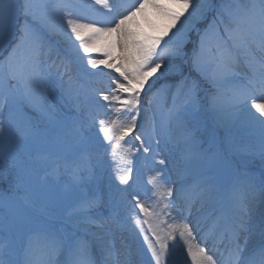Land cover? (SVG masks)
I'll return each instance as SVG.
<instances>
[{
  "label": "snow or ice",
  "instance_id": "6c2138e0",
  "mask_svg": "<svg viewBox=\"0 0 264 264\" xmlns=\"http://www.w3.org/2000/svg\"><path fill=\"white\" fill-rule=\"evenodd\" d=\"M73 66L112 87L95 90V112L61 120L52 101L79 96ZM168 99L162 128L179 130L180 166L164 185L151 113ZM26 109L48 126L22 122ZM97 125L125 154L118 196L93 162ZM239 129L259 133L264 159V0H0V264H173L178 246L185 264H264V174L248 172ZM137 152L161 166L149 181L159 212L129 183ZM128 222L146 245L139 260Z\"/></svg>",
  "mask_w": 264,
  "mask_h": 264
},
{
  "label": "rangeland",
  "instance_id": "374dc122",
  "mask_svg": "<svg viewBox=\"0 0 264 264\" xmlns=\"http://www.w3.org/2000/svg\"><path fill=\"white\" fill-rule=\"evenodd\" d=\"M37 1V0H35ZM37 3V2H36ZM203 24L200 25L203 28ZM56 37H53L55 41ZM193 40H195V33H193ZM62 47V45H61ZM56 58L55 51H53V59ZM72 75L74 80L79 86V96L77 98H69L63 94H54V99L52 103L56 108V115L58 119L67 120L69 117H86L87 113L95 112V96H93L92 91L98 90L103 85L101 78L104 75L99 76H86L82 74L77 66H73ZM172 83V78L162 79L160 84L157 85V88L164 83ZM147 90V89H146ZM106 93V92H105ZM143 98V97H142ZM100 103H104L101 101ZM170 99L161 101V109L157 111L156 105L152 106V113L155 120V134L158 138L161 139L160 144V156L164 157L167 161V167L164 169L163 174L159 177L160 181L164 182V185L169 181H176L178 179V169L180 166V145H179V130L175 126H170L168 129L162 128V119L161 113L166 106H170ZM78 105V107H77ZM31 113L39 117L35 118L31 114L27 116H21L20 119L22 122L30 119L31 122L39 124L40 127L48 126L46 117H44L40 112L29 110ZM103 117V112L100 113ZM142 115H144L142 113ZM140 121H138V130L144 131L146 136H151L152 130L145 124L144 128H140ZM247 131L240 132L234 136V144L242 152H252L253 157L252 161L248 163L247 170L252 174L257 183L262 174H264V159L259 155L261 149L260 135L258 132L249 131L245 136ZM89 135L91 137V155L93 162L99 161V166L97 167V172L101 177L103 184L106 187H110L114 193L118 196V189L125 188L127 186L120 185L119 180L117 179V174L121 170L123 165L124 152L121 149L117 150V155L114 158L111 152V148L108 146L106 141H103L102 133L98 132V125L90 129ZM134 135V134H133ZM132 139V136L126 137V140L123 142L125 146L128 145V141ZM138 144V142H136ZM251 150V151H250ZM257 151V153L253 152ZM133 163L131 165L132 180L129 181L136 192H138L142 199H144L147 204L150 206V209H154L159 212L161 210L162 204L156 196L153 195V186L149 181L156 176L157 171L161 166L156 163L149 154L148 158H145L140 152H137L135 156L132 157ZM10 179V178H9ZM164 185H160L163 189ZM8 187V180H0V190L6 189ZM175 198V192H174ZM258 199H260V194L258 193ZM138 211V210H137ZM121 214L126 217V210L121 209ZM187 212L182 208L179 210H174L172 216L176 218L175 223L179 225L181 220L186 216ZM166 219H170L165 216ZM161 227H164L163 225ZM124 236L128 239L133 247L134 254L136 259L139 260V255L142 254L146 245L142 243V237L138 236V229L134 223L128 222L125 227ZM178 236V233H177ZM179 239V236H178ZM194 243H200L199 237ZM173 242L169 241V247L171 249ZM203 246V245H201ZM150 256V253H148ZM146 259V257H145ZM186 260V249L178 246L175 249L174 255L172 256L173 264H185ZM190 264V261H188Z\"/></svg>",
  "mask_w": 264,
  "mask_h": 264
},
{
  "label": "bare ground",
  "instance_id": "6f19581e",
  "mask_svg": "<svg viewBox=\"0 0 264 264\" xmlns=\"http://www.w3.org/2000/svg\"><path fill=\"white\" fill-rule=\"evenodd\" d=\"M35 2L39 3L40 0H37V1H35ZM73 2H75V3H77V4H81V5H87V4L89 3V0H73ZM96 7L98 8L99 6H96ZM83 11H84V13H85L86 15H94V13H92L91 10L88 9V8H84ZM99 54H100V53H99L98 50H97V51H94V52L92 53V55H99ZM90 71H93V72H101L102 70H101V69H95V70H90ZM109 71H110V70H103V72H109ZM161 71H162V70H161ZM111 76H118V74H116V73L113 72V73H111ZM156 76H159V72L156 74ZM156 76H153L151 79H156ZM101 81L103 82V84H102L103 86H102L101 88H99L98 90H100V91H102V92H107L108 89H109L110 87H112L111 80H110V76H109V75H104V76L101 78ZM149 83H151V80L149 81ZM92 93H93V96H95V90H93ZM243 131H247V133L249 132V130H246V129H239V130H237V131L235 132V135H236V134H239L240 132L242 133ZM247 133H245V136L247 135ZM250 151H251V150H250ZM252 151L255 152V153H257V151H254V150H252ZM249 153H252V152H249ZM253 154H254V153H252V155H249V156H246V157H245L246 159L249 160V163L252 161ZM197 207H199V206H196V207L193 208V213H194V214L196 213V208H197ZM186 216H187V214H186ZM202 227H203L204 230H206L207 227H208V224L205 223V224L202 225ZM197 239H198V237H197ZM133 253H134V251H133ZM133 259H134V260H137L135 254L133 255Z\"/></svg>",
  "mask_w": 264,
  "mask_h": 264
},
{
  "label": "trees",
  "instance_id": "16d2710c",
  "mask_svg": "<svg viewBox=\"0 0 264 264\" xmlns=\"http://www.w3.org/2000/svg\"><path fill=\"white\" fill-rule=\"evenodd\" d=\"M25 111L28 112V114H31L32 116H33V114H34V113L32 114L31 111H29V110H27V109H26ZM34 117L39 119V117H38L37 115H35V114H34Z\"/></svg>",
  "mask_w": 264,
  "mask_h": 264
}]
</instances>
